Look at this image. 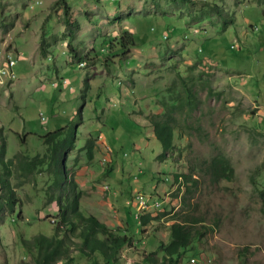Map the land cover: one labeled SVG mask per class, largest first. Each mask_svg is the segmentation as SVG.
<instances>
[{"label":"rangeland","instance_id":"1","mask_svg":"<svg viewBox=\"0 0 264 264\" xmlns=\"http://www.w3.org/2000/svg\"><path fill=\"white\" fill-rule=\"evenodd\" d=\"M66 1L79 24L74 52L57 0H0L5 158L42 156L40 136L72 121L65 164L81 190L79 208L134 233L114 264H132L141 252L160 258L173 222L195 236L179 264H264V0ZM123 30L135 45L121 51L112 41ZM190 94L192 105L184 102ZM169 106L175 145L159 157L147 117ZM213 156L228 161L230 177L211 179L203 162ZM52 171L44 165L18 184L13 168L20 202L0 212V264H33L20 238L54 233L58 209L49 195L64 198L70 187L53 184ZM176 172L192 179L176 181ZM138 192L145 210L137 208ZM67 237L71 254L77 238Z\"/></svg>","mask_w":264,"mask_h":264},{"label":"trees","instance_id":"2","mask_svg":"<svg viewBox=\"0 0 264 264\" xmlns=\"http://www.w3.org/2000/svg\"><path fill=\"white\" fill-rule=\"evenodd\" d=\"M57 1L63 11L62 21L66 29L64 35L67 37V45L70 52H74L71 41L79 24L77 19L72 16L67 1ZM112 44L124 51L130 46H134L135 40L130 32L123 30L120 36L112 41ZM40 52H45L42 45H40ZM184 102L188 105H192V102L196 103L191 94L185 98ZM172 112V108L169 106L161 114L147 117L149 126L153 129L154 137L159 141L161 147L159 157H164L166 151L173 149L175 145ZM75 132L76 126L70 121L64 127L41 135L40 138L45 145V152L42 156L36 154L27 156L17 153L11 158H5L6 143L4 139H0V212L4 209L13 212L16 202L19 201L14 185L10 182L13 168L17 170L18 184H21L25 182L33 170H38L47 165L53 169V184L60 188L64 184H68L70 187V195L65 194L64 198L58 194L49 195V198L55 197L58 209L59 220L54 225V233L51 235L35 233L29 238H20L21 245L31 257L33 264H71L78 260H83L85 264H114L117 261L119 251L126 246L132 247L133 244L134 233L119 232L112 229L94 214L84 213L79 208L78 198L81 190L77 188L65 164L68 151L74 146ZM94 145L95 139L88 135L85 138L83 148L89 158L92 157ZM203 163V167L214 182L232 175V167L222 156H213ZM173 178L176 181L178 178L189 181L192 179V172H176ZM134 205L136 206V204ZM137 217H139L140 226L148 222V216L145 214ZM185 220L188 219L185 218ZM187 225L185 222L170 224L168 241L160 242L158 245V250L161 252L160 258L156 256L155 251L141 252L132 264H179L194 249L195 236ZM60 228L69 233L68 237L66 234L59 235L57 233ZM73 236H76L77 240L74 241L73 253L68 254L66 237ZM63 259L66 260L65 263L57 262Z\"/></svg>","mask_w":264,"mask_h":264},{"label":"built area","instance_id":"3","mask_svg":"<svg viewBox=\"0 0 264 264\" xmlns=\"http://www.w3.org/2000/svg\"><path fill=\"white\" fill-rule=\"evenodd\" d=\"M14 62L15 61L13 58H9V65H8V70H7L8 76H12L14 74V71L12 69ZM134 197H135L136 202H142V201H144V199H146V197L144 195L140 194V192L136 193Z\"/></svg>","mask_w":264,"mask_h":264},{"label":"bare ground","instance_id":"4","mask_svg":"<svg viewBox=\"0 0 264 264\" xmlns=\"http://www.w3.org/2000/svg\"><path fill=\"white\" fill-rule=\"evenodd\" d=\"M147 207V204L145 201L142 202H137V208L140 210H145V208ZM137 216V215H136Z\"/></svg>","mask_w":264,"mask_h":264}]
</instances>
